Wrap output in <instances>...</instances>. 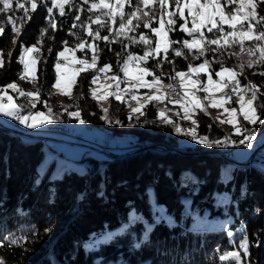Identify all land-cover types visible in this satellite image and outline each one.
Segmentation results:
<instances>
[{
    "label": "trees",
    "instance_id": "1",
    "mask_svg": "<svg viewBox=\"0 0 264 264\" xmlns=\"http://www.w3.org/2000/svg\"><path fill=\"white\" fill-rule=\"evenodd\" d=\"M258 9V14L264 15V5H259ZM72 12V7L66 5L65 14L71 16ZM26 25L30 27L32 23L29 21ZM5 30L6 27L0 35V44L4 41ZM169 35L172 40H180L182 33L177 30ZM17 46L0 68V85L17 78L20 68L16 59ZM105 46L99 49L98 64L109 60L116 70L115 57L118 52L122 54V45L105 43ZM131 49L136 50L133 46ZM51 50L47 48L36 60V80L41 97H45L54 77L55 58L54 50ZM173 56L170 51L168 59L172 60ZM206 58H210L208 54ZM213 64L217 66L216 62ZM145 66L153 70L154 61L149 60ZM261 72H264V65L257 64L253 68L245 65L244 74L238 78L241 85L252 81L259 86V99L254 105L264 119V107H259L264 105V75H260ZM83 90L86 92L85 87ZM21 106V114H27L30 104L22 103ZM154 107L155 103H148L142 109L144 115L138 113L131 119L124 110L119 111L120 123L110 131L103 130L106 125H101V120L92 122L84 118L86 129L93 127L104 131L100 148L108 158L82 155V169L65 164L70 169L62 168L57 174L49 173V170L40 173L42 168L37 165L42 151L38 142L41 138L36 133L44 131L41 130L43 125L35 129V138L25 140L23 135L30 133L19 130L13 123L14 118L11 117L8 124L0 123V259L5 264H211L209 259L211 253H215V247L226 250L235 247L241 262L264 264V168L258 164L261 154L258 153L249 164L244 162L251 153L247 160L234 162L236 165L231 167V176L227 179L214 178L206 165V154H184L166 149V145L182 151L206 146L202 143L179 146V136L187 135L159 122ZM36 108H43V104L37 102ZM89 108L90 116L98 115L99 110L91 99ZM57 112L58 116L55 115L52 122L66 124L76 118L70 117L67 111ZM16 124L22 126L18 120ZM240 124L254 129L255 133L264 128L261 123ZM210 125L214 126V123ZM66 126L70 128L68 124ZM225 126L219 127L224 137L231 136L238 141L243 138V133L237 135L228 131L230 125ZM117 128H120L119 133L132 132L136 140L125 148L109 146L108 138ZM208 130L206 123L196 127L200 133ZM68 137L77 143L83 141ZM104 142L106 148L103 149ZM145 142L163 144L160 151L150 148L155 153L163 152L167 162L154 155L149 157V162L135 168L136 158L143 154V151L136 152L137 148L139 143ZM258 148L255 149L259 151ZM146 186H149L150 196H147ZM214 191L226 193L225 210L217 204ZM181 192L186 194L185 207L179 203ZM151 204L159 205L162 212L153 209ZM203 209L208 210V215L227 212L231 217L227 229L242 226L240 237H247L248 241L246 255L237 242L227 244L222 238L213 244L206 240L207 232L221 230L224 226L196 234L190 226L191 214ZM253 223L260 226L259 233L251 231ZM47 228L51 231L45 232ZM13 239L18 242L12 243Z\"/></svg>",
    "mask_w": 264,
    "mask_h": 264
},
{
    "label": "snow or ice",
    "instance_id": "2",
    "mask_svg": "<svg viewBox=\"0 0 264 264\" xmlns=\"http://www.w3.org/2000/svg\"><path fill=\"white\" fill-rule=\"evenodd\" d=\"M31 4V11L34 12L37 7V0H0V14L7 16V23L12 24V30L15 33L13 37V44L17 43L21 29L15 26L12 13L16 10L23 9L24 15L31 19V13L27 8V4ZM52 6L47 9L51 16L53 8L60 10V15H65V6L74 7L73 0H51ZM85 5H89L88 12L94 15L89 16L90 24L85 25V30L89 37L93 40H103L105 43H120L122 45L123 56L120 52L117 55V67L120 73H123V78L114 74L110 77L113 84L110 85L119 90L121 83H125L124 94L132 95L133 100H137V96L133 93L140 88H148L152 91L151 94L145 96V103L140 104L138 107L133 108V113L144 115L142 109L150 102H164L168 100L171 103L179 104L184 112L182 117L185 120H191L195 126L191 129H182L179 125L173 124L174 130L177 133L188 135L192 140L199 143L207 144L208 146H227V144H235L236 141L231 139V136H225L223 139L209 140L207 136L198 137L196 134V127H199V122L192 119L190 113H196L197 110L208 115L207 107L203 104V100H208L210 107H224V103H231V98L225 89L230 88L231 92L239 95L236 103L239 104V113L235 108L229 110L224 108V113H227L228 118L221 120L220 123L229 124L232 126L233 131L240 135L243 133V138L239 140V144L246 145L251 148L253 145L251 141L255 137V130L248 129L241 125L237 119L238 115H242L243 119L248 124L255 125L257 123L264 124V119L261 118L260 113L257 111V106L254 101L259 99L258 93L260 88L257 84L249 81L247 85H241L239 76L244 74L245 64L239 63V72L233 69L226 68L224 61H210L207 59V54H220L223 55L224 51L239 47L240 53L247 52L250 57L247 62V68H253L255 65H264V15L258 14V6L264 5V0H83ZM174 5L175 10H170L169 5ZM158 6V7H157ZM130 9V10H127ZM187 10V15L185 14ZM80 20V16L76 17ZM178 21H183L178 24ZM158 23V27L153 26V23ZM189 23L191 26L189 27ZM91 24L97 25L93 30ZM118 25V26H117ZM76 25L73 24V27ZM227 26L228 30H225ZM6 25L0 23V35ZM148 29V32L138 31L140 28ZM100 29H106L109 35L104 36L100 34ZM179 30L185 34L183 40H172L170 33ZM46 29L40 30V38L37 44L41 43ZM75 35L74 33H72ZM79 39V37H78ZM127 43H124V41ZM246 43L251 46L246 47ZM65 50L57 53V63L54 65L56 74V83L53 87L61 90V94L68 95V91L61 87V64L59 62L61 57H64L67 48V41H64ZM86 42L80 39L76 47L83 50ZM135 44L142 46L143 55L130 50V45ZM21 55L19 63L23 65V71L19 74L21 80L30 77L35 80L36 76V60L25 61L24 54L39 52L36 45L26 47L21 45ZM87 47L93 49L91 62L87 59L79 60L77 63L84 65V67L77 69V72H89L96 70L97 73H107L112 70L111 64H104L103 67L97 68L100 59L99 48L95 44H88ZM51 52L52 50L49 49ZM172 52L176 57H183L188 59V54L192 55V60L199 61L204 58L202 63L193 65L191 61L188 62L187 71H176L173 60L168 59V53ZM163 53V61L158 62L155 68H162L164 62L172 64V71L174 75L168 74V79L172 82L164 84L162 77L165 75L162 71L157 75L153 70H150L146 65L151 59H156ZM240 53L235 51L230 52L232 56L239 57ZM258 53V55H257ZM3 51L0 50V68L4 67ZM11 56V52L8 53ZM122 58V63L120 62ZM216 62L220 65V71L215 72L217 77H221L220 81L212 79L211 67L212 63ZM229 73L226 80L223 79V73ZM208 74V84H204L201 79V74ZM264 75V72L259 73ZM145 76H151L152 82L148 83ZM179 79V88L176 83ZM97 80V75L92 76V83ZM212 85H216L212 88ZM70 87V85H69ZM12 89L18 92L20 96L29 98L30 107L27 115L21 114L23 106L17 105L13 102V97L8 95L7 90ZM183 93L181 94V91ZM92 98L97 99V94L94 89H89ZM204 92L203 98L196 95L197 92ZM210 91L220 92L219 98L208 95ZM41 90L37 89L35 92L24 91L20 86L15 83H9L6 86H0V114L12 117L24 124L28 128H36L39 125L49 123L52 116V108L47 105L46 101L41 100ZM251 93V98L245 100V94ZM7 96L8 103H4V97ZM108 96L114 97L116 100L126 103L122 94L118 91L106 93L105 96L99 99H106ZM175 97V99H173ZM37 102H42L48 109L47 114L41 111H33L36 108ZM138 102V100H137ZM62 107H65L62 105ZM264 107V105H259ZM103 111L107 113L109 109L104 108ZM168 109H157L158 118L162 119L163 123H173L172 119L166 115ZM175 115L179 116L180 113L176 112ZM70 117L74 116L80 123L84 121L80 119V111L69 112ZM102 120H107V116H101ZM131 119V114L129 115ZM116 123H120L119 120ZM51 231L50 228L45 229V232ZM231 235V233H229ZM19 239H24L20 237ZM12 243H17V239H13ZM240 248L243 249L244 254L248 252L247 237L240 243ZM234 259L236 264H241V255L238 252H229L220 256L221 261ZM0 264L5 262L0 259Z\"/></svg>",
    "mask_w": 264,
    "mask_h": 264
},
{
    "label": "rangeland",
    "instance_id": "3",
    "mask_svg": "<svg viewBox=\"0 0 264 264\" xmlns=\"http://www.w3.org/2000/svg\"><path fill=\"white\" fill-rule=\"evenodd\" d=\"M21 3H24V0H20ZM92 1H90L91 3ZM74 7H72L73 12L71 16L69 15H60V10L58 8H53V12L51 16L49 15L47 9L49 7H53L51 0H37L38 7L37 9L32 12L31 11V4L28 3L26 6L29 9V12L31 13V19H28L27 16L24 15L23 9L16 10L14 13H12L13 21L15 23V26L17 28L21 29V33L18 37L17 43V56L16 59L19 62V58L21 55V45H24L26 47H32L33 45H36L39 48V52H32V53H25L24 59L25 61H30L32 59L37 60L47 48L54 50V62L52 65L53 69V81L51 84V87L45 92V97H41L42 101H46L47 105L51 106L52 108V116L55 117V115L58 116L57 111H67L69 112H76L80 111V119L83 120V117L88 115L89 113V100L91 99L94 102V106L99 110L98 116L101 119V116H107V120H102L101 125H106L110 127H114L115 125H118L116 123L117 120H119V113L122 112L123 109L126 112V116L136 115L138 113H133L132 109L138 107L140 104L145 103V96L152 93L154 90H150L148 88H140L138 91H135L133 94L137 96V100L132 99V95L130 94H124V88H125V81L124 83H121L120 89L117 90L114 87H111L110 85L113 84V81L110 79V77L114 74H118L123 78V73L119 72L118 67L116 70L112 67V70L107 73H97L96 70H91L87 73L85 72H77V69L84 67V65H81L77 63L79 60L87 59L89 62H91V57L93 55V49L87 47L88 44H95L99 46L98 48L106 47L105 44H103V40H92L91 37L88 36L87 31L85 30V25L90 24L89 16H92L93 19L95 18L92 13L88 12L89 5H85L83 3V0H74ZM201 3H203V0H201ZM158 7V6H157ZM170 10H175L174 5H169ZM130 10V9H127ZM185 14L187 15V10H185ZM80 16V20H76V17ZM31 22L32 25L29 27L26 25L28 22ZM183 21H178L179 23H182ZM0 23L3 25H6V30L4 34V41L2 44H0V50L3 51V60H7L9 55L8 53L11 52L16 44H13V37L15 36V33L12 30V24L7 23V16L0 14ZM73 24L76 26L73 27ZM26 25V28L24 29ZM118 26V25H117ZM153 26L158 27V23H153ZM189 27L191 24L189 23ZM91 28L95 30L97 28V25L91 24ZM46 29V33L44 34L41 43L37 44L38 39L40 38V30ZM225 30L227 29V26H225ZM138 31L148 32L145 31L142 27L138 29ZM106 32V34L104 33ZM74 33L75 35H73ZM100 34L107 36L109 33L106 29H100ZM79 37V39H78ZM186 37L185 34L182 33V36L180 37V40H183ZM80 39L84 40L86 42L85 46L83 47V50L76 47V44L80 42ZM64 41H67V48L68 51L65 52L64 57H61L59 62L61 64V87L66 89L68 91V95L61 94V90L58 88L53 87V85L56 83V74H55V67L54 65L57 63V53L65 50V45L63 44ZM124 43H127L125 40ZM100 44V45H98ZM135 47L136 50H132L131 47ZM251 46L246 43V47ZM138 49V50H137ZM122 50V48H121ZM130 50L137 53L138 55H143L142 46H137L135 44L130 45ZM235 51L236 53H240L239 47H236L234 49H228L224 51L223 55L220 54H212L208 53L209 60L210 61H218L223 60L224 65L226 68L233 69L234 71H238L239 63H243L247 65V62L249 61L250 57L248 56L247 52L240 53L239 57L232 56L229 53ZM121 53V52H120ZM124 52H122L123 56ZM162 60L163 61V53ZM258 55V53H257ZM175 57V58H174ZM116 59L117 56L115 57ZM204 58H200L199 61L192 60V55L188 54V59L185 60L183 57H176L173 56V61L175 64L176 71H187L188 62L191 61L193 65H196L198 63H202ZM154 61V68L153 71H156L157 75H160L161 71L165 74L162 77V82L166 85L172 81L168 79V74L174 75V72L172 71L173 65L169 63H163L162 68L157 69L155 68V65L158 63L156 62V59H152ZM159 61V62H161ZM121 63L122 58H121ZM110 64L109 60H106L100 64H97V68L103 67L104 64ZM145 65H141V67H144ZM149 68V67H147ZM151 70V68H149ZM23 71V65L20 64V68L17 72V78L11 79L9 81H6L4 84L0 86H6L9 83L15 82L17 83L20 88H22L24 91H32L35 92L37 89H39L37 85V80H31L30 77H27L25 80H21L19 78V74ZM211 75L212 79L216 81H220L221 77H217L215 75V72L220 71V65L217 63V66L214 67V64L212 63L211 67ZM97 75V80L95 83H92V76ZM229 76V73L225 72L222 74V77L224 80L227 79ZM87 78V79H85ZM85 79V80H84ZM201 79L204 84H208V74L202 73ZM145 80L148 83L152 82L151 76H145ZM174 83L179 86V79H177ZM70 85V87H69ZM243 85H247V82ZM83 87L86 88V92H84ZM212 88H215L216 85H212ZM89 89H94L97 94V99H93L91 92ZM112 91H118V94H122L123 99L127 101L126 103H122L118 100H116L112 96H108L106 99H99L101 96H105L106 93L112 92ZM181 94L183 93V90H181ZM224 91H227L229 95H233L234 98H231V103L225 102L224 107H210L208 100H203V104L207 107L208 115H205L203 112H200L199 110L196 111V113H190L192 119L197 120L199 123H206L207 126H209V130L207 133H200L199 131H196V134L198 137L200 136H207L209 140H216V139H223L224 134L220 130L223 127H226V123L222 124L220 123L221 120H226L228 118L227 113H224V108H228L231 110L232 108H235L237 110V113H239V104L236 103V101L239 99L238 94H234L231 92V89H225ZM8 95L13 97V102L17 105H20L23 103L24 105H28L29 98L22 96L20 97L18 92L13 91L12 89L7 90ZM196 95L198 97L203 98L205 93L200 91L197 92ZM208 95L215 96L216 98H219L221 95L220 92H214L210 91ZM251 93H246L245 96H250ZM19 96V98H18ZM87 96V97H86ZM251 97H245V100L250 99ZM19 99V100H18ZM25 99V100H24ZM175 99V97H173ZM4 103H8L7 96L4 97ZM43 108H36L34 111H41L47 114L48 109L45 106L44 103ZM155 103V117L159 122H163L162 119L158 118L157 116V109L159 108H166L168 111L166 112V115L170 117L173 121V123H169L166 126H171L174 130L173 124L179 125L182 129H191L195 127L191 120H185L182 117L184 116V112L181 109L179 104H174L169 102L168 100H165L164 102H153ZM65 106V107H62ZM56 107V109L54 108ZM104 108L109 109L107 113L103 111ZM120 111V112H119ZM152 110H150V113ZM179 112L180 115L177 116L174 113ZM83 114V117L81 116ZM27 115V114H22ZM11 117L4 116L3 114H0V123L8 124L10 123ZM237 119L239 123L247 122L243 119L242 115H238ZM58 122V121H55ZM130 123V120L127 121ZM214 123L213 125H210V123ZM60 123V122H59ZM68 128L66 126V130L72 129L76 133H81L82 140L81 142L77 143L73 139H71L68 136L59 135L58 133H40V137H43L39 139V145L42 151L41 158L39 159L37 165L41 166L42 171L40 173H44L46 170H49V173L57 174L61 171L62 168H69L65 167L64 165L67 164L69 166L75 167V169H82V164L80 161V158L82 155H92L98 158L106 159L108 156L105 151L100 148V142L95 140L94 137L96 135H93L95 130L94 129H86L83 126V123H80L76 118L66 121ZM229 125V124H228ZM25 130L27 129L31 134L29 135L31 138L32 136H35V129L36 128H28L26 126ZM217 127V130H216ZM220 127V129H219ZM42 130V128H41ZM116 130V129H115ZM120 128H117L116 133H112L111 136L108 138L109 146L114 147L115 144H117L118 148H125L128 146L129 143L136 140V135L132 132L126 130L122 131L121 133L118 132ZM228 131H233L232 126L230 125V129ZM90 133L92 134L91 137L89 136L85 137L83 133ZM24 136V135H23ZM29 136H24L25 140L29 139ZM236 141V145L229 143L227 146H208L207 144H204L206 146L203 149H197L189 151L191 153H204L208 156V160L206 162V165L209 169V172H211L212 176L214 178H219L222 180L227 179L230 177V169L232 166L236 165L233 164L234 162L238 161H244L247 160L250 156V153L253 149L259 147V151L264 153V128L259 130L253 140L251 141L252 147L248 148L246 145H240L239 141L237 139H232ZM179 146L181 145H194V143H199L196 140H192L190 136H179L178 138ZM103 142V141H102ZM146 143V142H145ZM140 149L138 151H143V154L136 158L137 162L133 164L135 168H137L140 164H144V162H149L151 156L157 155L156 157L161 159H166V155L161 153H155L152 147V144L154 146L159 144L161 148L164 146L160 143H152L144 144L139 143ZM167 150L171 152H177L171 149L179 150L175 147L166 145ZM171 148V149H168ZM155 150H159L160 148L154 147ZM230 150V156L227 152ZM182 151V150H179ZM145 152L146 155L145 156ZM258 152L259 154H261ZM182 153V152H180ZM256 152H253V155ZM258 155V154H257ZM252 156L244 162L247 163L250 161ZM168 159L165 160L167 162ZM260 165V163H258ZM263 165V162H262ZM260 165V168H264ZM246 166V165H244ZM258 166V165H257ZM70 169V168H69ZM147 189V196L151 195V191L149 189V186H146ZM213 196L221 207V210L226 209V193L224 192H213ZM179 203L182 204V206L185 207L186 204V194L184 192H181L178 196ZM221 204V205H220ZM151 207L156 208L157 210L162 212V208L159 205L151 204ZM228 222H231V217L227 212H215L213 214L208 215V210L203 209L200 212H193L191 214L190 218V226L195 229L196 234L200 233L204 229H213L217 228L218 226H224L223 229L217 230V231H209L207 232L206 240L212 242L213 244L219 243L222 238L225 239L227 244H232L237 242L239 245L242 240H244V237L241 236V230L242 226H237L234 229H227ZM251 231L253 233H259L260 232V226L256 223H253L251 225ZM231 233V235H229ZM214 239V240H213ZM237 248H232L230 250L224 249H218L217 247L214 248L215 253H211L209 262H212L211 264H236V261L234 259H228L225 261L220 260V256L224 255L225 253L229 252H238ZM218 252V253H217ZM241 264H245L241 262Z\"/></svg>",
    "mask_w": 264,
    "mask_h": 264
},
{
    "label": "crops",
    "instance_id": "4",
    "mask_svg": "<svg viewBox=\"0 0 264 264\" xmlns=\"http://www.w3.org/2000/svg\"><path fill=\"white\" fill-rule=\"evenodd\" d=\"M105 34H106V32H104ZM93 40V39H92ZM103 44H105V42H103ZM98 45H100V44H98ZM99 47V46H98ZM99 49H101V48H99ZM162 60V55H160L159 57H157L156 58V62H159V61H161ZM91 110V109H90ZM123 110V109H122ZM91 115V113H90V111H89V113H88V115H86V117L84 116L83 117V114L81 115L82 117H83V121H85L84 120V118H86L87 120H90V121H92V122H97V121H100L101 119H100V117L97 115V116H90ZM74 117V116H73ZM77 119V118H76ZM82 120V119H81ZM19 122V121H18ZM20 124V123H19ZM20 125H22V126H25L24 124H20ZM83 126H84V122H83ZM91 129H94L95 130V132H94V134L93 135H96V137H94V139L95 140H97V141H101V140H103V138H104V131L103 130H105V129H107L108 131H110V127H107V126H104L103 127V130H98L97 128H91ZM90 129V130H91ZM119 131V130H118ZM26 133H30L31 134V132H29L27 129H26ZM40 133H54V132H46V131H39V132H37L36 133V135H39L38 137H40L41 135H40ZM55 134V133H54ZM57 134V133H56ZM81 134V133H80ZM84 135H85V137H87V136H89V138L91 137V135L92 134H90V133H83ZM60 135V134H59ZM24 136H29V134H24ZM82 136V135H81ZM25 138V137H24ZM40 138H43V137H40ZM29 139H31V137L29 136ZM29 139H27V140H29ZM109 144V143H108ZM114 146H117V144H115ZM81 164L83 165V162H81Z\"/></svg>",
    "mask_w": 264,
    "mask_h": 264
},
{
    "label": "built area",
    "instance_id": "5",
    "mask_svg": "<svg viewBox=\"0 0 264 264\" xmlns=\"http://www.w3.org/2000/svg\"><path fill=\"white\" fill-rule=\"evenodd\" d=\"M13 123H15L16 127L19 129V130H25V127L23 126H18L16 123H17V120L14 119L13 120ZM42 130L46 131V132H55V133H58V134H61V135H67V136H71L73 137L76 141H79L81 138V135L80 134H77V133H74L72 131H63V130H53V127H46L45 124H43V127H42ZM33 138H35L36 136H32ZM102 148H106V145H105V142L103 143V146H101ZM103 148V149H104ZM253 152H260L258 151L257 149L255 150H252L251 154ZM229 155L231 154L230 153V150L229 152H227ZM261 153V152H260ZM262 161H264V154L261 153V162H260V165H262Z\"/></svg>",
    "mask_w": 264,
    "mask_h": 264
},
{
    "label": "bare ground",
    "instance_id": "6",
    "mask_svg": "<svg viewBox=\"0 0 264 264\" xmlns=\"http://www.w3.org/2000/svg\"><path fill=\"white\" fill-rule=\"evenodd\" d=\"M177 88H179V86L177 85ZM181 91V90H180ZM182 92V91H181ZM67 124V123H66ZM66 124H63V123H59V122H49V123H46V127H53V130H63V131H71V130H66ZM236 145V144H235ZM242 145V144H240ZM258 154V152L253 153L251 154V159L249 162L245 163V164H249L252 160H255L254 157ZM230 156V155H229Z\"/></svg>",
    "mask_w": 264,
    "mask_h": 264
},
{
    "label": "water",
    "instance_id": "7",
    "mask_svg": "<svg viewBox=\"0 0 264 264\" xmlns=\"http://www.w3.org/2000/svg\"><path fill=\"white\" fill-rule=\"evenodd\" d=\"M152 147L161 148V146H159V144H157V145L154 144V146H153V144H152ZM139 149H140V147L137 148V150H139ZM166 149H167V147H166ZM168 149H171V148L168 147ZM171 150H174V151H177V152H182V153H184V154H186V153H190L189 151H179V150H175V149H171Z\"/></svg>",
    "mask_w": 264,
    "mask_h": 264
}]
</instances>
